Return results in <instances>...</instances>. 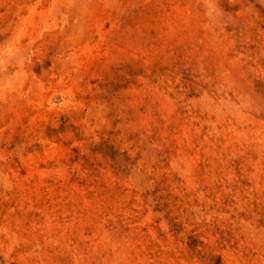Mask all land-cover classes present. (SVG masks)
<instances>
[{"label": "rangeland", "instance_id": "obj_1", "mask_svg": "<svg viewBox=\"0 0 264 264\" xmlns=\"http://www.w3.org/2000/svg\"><path fill=\"white\" fill-rule=\"evenodd\" d=\"M0 264H264V0H0Z\"/></svg>", "mask_w": 264, "mask_h": 264}]
</instances>
